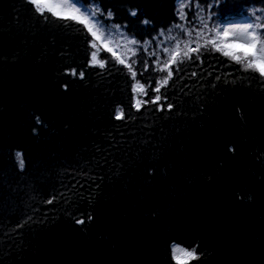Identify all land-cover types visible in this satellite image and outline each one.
Segmentation results:
<instances>
[{
  "label": "trees",
  "instance_id": "1",
  "mask_svg": "<svg viewBox=\"0 0 264 264\" xmlns=\"http://www.w3.org/2000/svg\"><path fill=\"white\" fill-rule=\"evenodd\" d=\"M94 2L147 95L107 51L90 65L83 26L0 0V264H264V77L202 49L151 102L185 29L260 23L264 0Z\"/></svg>",
  "mask_w": 264,
  "mask_h": 264
},
{
  "label": "snow or ice",
  "instance_id": "2",
  "mask_svg": "<svg viewBox=\"0 0 264 264\" xmlns=\"http://www.w3.org/2000/svg\"><path fill=\"white\" fill-rule=\"evenodd\" d=\"M28 2L45 19L48 18L45 16V13H48L55 19L71 21L83 26L86 33L92 38L90 40V47L92 49L90 53V65L104 68L107 61L100 59L99 56L101 51H107L117 63L125 65L128 68L132 79L135 81L132 89L133 92L137 96L147 95L145 85L136 81V72L133 68L135 61L129 62L136 55V51L132 46L136 45L137 41L124 37V34L118 28L105 25L100 20L104 12L99 5L95 4L94 0L87 4L83 0H28ZM107 15L111 16V13L109 12ZM180 15L184 18L182 8ZM185 31L187 35L186 40L176 39L173 48L163 49L168 54V59L161 60L158 58L155 61L157 65L156 70L165 72L166 75L158 81V86L154 88L153 91L156 95L151 100L152 103H157L161 100L159 93L161 88L166 86L169 80L172 79V66L183 63L185 59L191 60L193 54H196L197 58H199L202 49L212 48L214 51L220 52L223 56L228 57L235 63L241 64L245 70L251 69L264 77V21L260 23L247 22L230 28L215 26L209 28L207 23L201 18L200 29H185ZM230 36L232 37L231 39H229ZM145 70H147V65H145ZM72 74H76L74 70ZM83 75V72H81V79ZM148 87H151V85H148ZM147 102L137 99L135 104L137 110H139L142 104ZM171 108L172 105L169 104L168 109L170 110ZM160 109L163 110V105H160ZM123 115V109H118L116 118L121 119ZM16 158L19 167L22 169L24 167L23 154L17 152ZM51 202V200L48 201V203ZM77 223L84 224L85 221L80 219ZM172 251L174 257L177 259L178 254L192 259L199 258L196 255L195 248L188 251L185 248L173 244Z\"/></svg>",
  "mask_w": 264,
  "mask_h": 264
}]
</instances>
